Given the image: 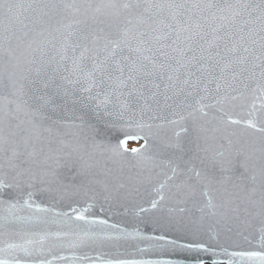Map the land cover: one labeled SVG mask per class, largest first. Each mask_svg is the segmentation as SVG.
I'll return each instance as SVG.
<instances>
[{
	"label": "snow or ice",
	"instance_id": "obj_1",
	"mask_svg": "<svg viewBox=\"0 0 264 264\" xmlns=\"http://www.w3.org/2000/svg\"><path fill=\"white\" fill-rule=\"evenodd\" d=\"M0 264H264V0H0Z\"/></svg>",
	"mask_w": 264,
	"mask_h": 264
},
{
	"label": "water",
	"instance_id": "obj_2",
	"mask_svg": "<svg viewBox=\"0 0 264 264\" xmlns=\"http://www.w3.org/2000/svg\"><path fill=\"white\" fill-rule=\"evenodd\" d=\"M140 143H142V142H129V147H130V145H134L133 147H139V145H140Z\"/></svg>",
	"mask_w": 264,
	"mask_h": 264
},
{
	"label": "flooded vegetation",
	"instance_id": "obj_3",
	"mask_svg": "<svg viewBox=\"0 0 264 264\" xmlns=\"http://www.w3.org/2000/svg\"><path fill=\"white\" fill-rule=\"evenodd\" d=\"M134 145H131V147H133Z\"/></svg>",
	"mask_w": 264,
	"mask_h": 264
},
{
	"label": "rangeland",
	"instance_id": "obj_4",
	"mask_svg": "<svg viewBox=\"0 0 264 264\" xmlns=\"http://www.w3.org/2000/svg\"><path fill=\"white\" fill-rule=\"evenodd\" d=\"M130 148H131V145H130Z\"/></svg>",
	"mask_w": 264,
	"mask_h": 264
}]
</instances>
